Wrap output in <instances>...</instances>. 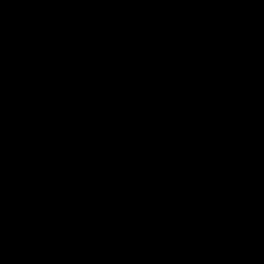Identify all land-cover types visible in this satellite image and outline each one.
I'll return each instance as SVG.
<instances>
[{"label": "trees", "instance_id": "16d2710c", "mask_svg": "<svg viewBox=\"0 0 264 264\" xmlns=\"http://www.w3.org/2000/svg\"><path fill=\"white\" fill-rule=\"evenodd\" d=\"M0 264H264V0H0Z\"/></svg>", "mask_w": 264, "mask_h": 264}]
</instances>
